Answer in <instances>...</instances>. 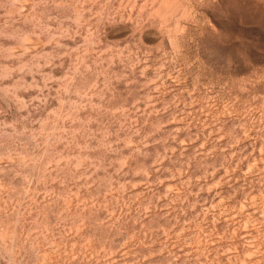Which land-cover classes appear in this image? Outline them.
I'll return each mask as SVG.
<instances>
[{
	"label": "rangeland",
	"instance_id": "374dc122",
	"mask_svg": "<svg viewBox=\"0 0 264 264\" xmlns=\"http://www.w3.org/2000/svg\"><path fill=\"white\" fill-rule=\"evenodd\" d=\"M0 264H264V0H0Z\"/></svg>",
	"mask_w": 264,
	"mask_h": 264
}]
</instances>
